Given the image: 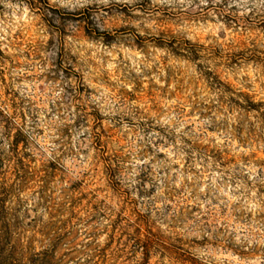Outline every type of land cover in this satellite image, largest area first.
Wrapping results in <instances>:
<instances>
[{
    "label": "rangeland",
    "instance_id": "374dc122",
    "mask_svg": "<svg viewBox=\"0 0 264 264\" xmlns=\"http://www.w3.org/2000/svg\"><path fill=\"white\" fill-rule=\"evenodd\" d=\"M3 187L62 264H264V0H0Z\"/></svg>",
    "mask_w": 264,
    "mask_h": 264
},
{
    "label": "trees",
    "instance_id": "16d2710c",
    "mask_svg": "<svg viewBox=\"0 0 264 264\" xmlns=\"http://www.w3.org/2000/svg\"><path fill=\"white\" fill-rule=\"evenodd\" d=\"M246 108L254 109L255 103L250 102ZM11 189L3 187L1 195L3 199L10 193ZM13 224L7 225L4 219V207H0V264H62V258L57 256L56 243L50 247L38 250L30 245L29 240L23 237L24 227L19 217L18 209H15ZM63 235L56 237L60 241ZM79 264V263H75Z\"/></svg>",
    "mask_w": 264,
    "mask_h": 264
}]
</instances>
